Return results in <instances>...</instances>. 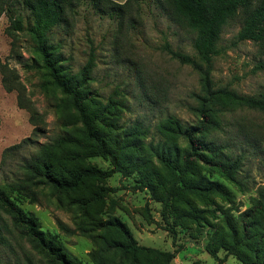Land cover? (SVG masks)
<instances>
[{
	"label": "rangeland",
	"instance_id": "374dc122",
	"mask_svg": "<svg viewBox=\"0 0 264 264\" xmlns=\"http://www.w3.org/2000/svg\"><path fill=\"white\" fill-rule=\"evenodd\" d=\"M17 8L25 18L26 30L8 36L9 18L7 14L1 16L0 62L12 70L11 78L15 79L18 74L23 98L33 105L43 122L37 124L40 131L34 133L30 113L18 106L17 91H6L0 71V184L23 178L24 165L42 145L79 128L72 117L75 111L42 66L37 43L28 30L32 25L29 11ZM133 20L134 27L120 26L83 5L76 16H68L65 23L52 27L47 36L50 44L57 48V54L62 56L63 70L71 75L86 66L94 51L95 67L86 83L89 97L104 106L111 99L121 102L122 108L111 112V118L118 120L120 130L142 126L143 152L165 173L156 153L166 139L173 140V135L162 127L170 117L177 118L189 130L199 126V118L191 107L198 105L195 94L202 93V86L200 74L171 59L163 47L168 42L174 50L196 59L192 47L194 35L174 24L160 6L152 3L144 5ZM241 26V21L236 20L224 27L220 41L222 54L213 62L211 78L216 89L227 87L240 95L257 97L264 94V70L257 68L264 56L251 41L234 44ZM28 64L32 68H27ZM139 77L144 81L143 86ZM66 120L68 125H64ZM220 125L223 129L214 132L209 139L224 148L223 155L227 159L244 156L239 183L220 179L231 190L224 195L190 194L191 202L199 216L201 211L203 219L176 227L175 242L163 218V203L148 189L139 187V169L130 168L126 175L116 171L109 159L100 156L88 157L80 164L109 171L105 179L94 180L69 193L58 192L45 183L37 184L33 187L37 192L36 200L22 198L20 204L34 212L43 229L55 233L68 252L84 264H95L90 253L99 254L101 264H131V256L111 246L113 241H123L121 235L105 223L113 217L126 224L139 247L175 253L172 264H243L238 256L225 250L211 255L208 244L225 219L241 221L253 208L259 188L264 187V114L230 106L221 113ZM26 139L29 141H24ZM176 142L181 148L186 146L184 138ZM98 187L105 188L102 200L92 198ZM15 238L18 255L22 254V248L31 250L29 245ZM0 254L4 260L8 257V264L15 263V255L9 248L0 246ZM143 257V253H138V259ZM148 259L151 264L159 262L154 253Z\"/></svg>",
	"mask_w": 264,
	"mask_h": 264
},
{
	"label": "trees",
	"instance_id": "16d2710c",
	"mask_svg": "<svg viewBox=\"0 0 264 264\" xmlns=\"http://www.w3.org/2000/svg\"><path fill=\"white\" fill-rule=\"evenodd\" d=\"M151 3L160 6L174 24L194 35L192 47L196 59L174 50L168 42L163 49L171 59L198 72L202 86V93L195 94L198 105L191 107L199 118V126L189 130L177 118L170 117L162 127L173 135V140L166 139L156 153L165 173H161L143 152L142 126L133 125L120 130L118 120L111 118V112L121 109L123 104L111 99L104 106L89 97L86 83L95 67L94 51H91L86 66L78 74L71 75L63 70L62 56L57 54V48L50 44L47 36L52 27L65 23L68 16H76L78 8L83 5L90 6L96 14L116 21L120 26L134 27L133 16L139 15L143 6ZM17 6L29 11L32 25L28 30L37 43L36 51L42 66L75 111L72 117L79 123V128L42 145L24 165L23 178L10 184H0V246L14 253V264H84L68 252L55 233L44 230L36 214L25 210L20 200L35 201L37 192L33 187L37 184L45 183L58 192L69 193L94 180L105 179L109 171L80 164L93 156L109 159L116 171L126 175L130 168L139 169V187L148 189L163 203V218L175 242L176 227L203 219L201 211L199 216L191 202L190 194L200 197L224 195L231 190L220 179L239 183L244 156L225 158L224 148L209 138L223 129L221 113L227 107L264 114V94L254 97L240 95L227 87L216 89L211 68L215 58L222 54L220 41L224 27L236 20H240L242 26L234 44L251 41L264 56V0H126L124 3L114 0H0V18L7 14L10 25L6 34L10 37L26 30L25 18ZM27 68L32 66L28 64ZM257 68L264 70V61ZM0 71L4 88L7 92H18V106L30 113L34 133L40 131L37 124L43 119L23 98L18 74H15V79L14 76L11 78L12 70L1 62ZM138 80L143 86V79L139 77ZM64 125H68L67 120ZM180 138L186 141L184 148L176 142ZM212 173L220 178L216 179ZM104 195L105 188L98 187L92 198L102 200ZM105 223L123 238L122 242H111V246L131 256V264H151L148 257L152 253L159 257L157 264H172L175 253L139 247L129 228L119 218L113 217ZM15 236L31 250L22 248V254L18 255ZM208 250L211 255L225 250L238 256L243 264H264V187L259 188L253 208L244 214L241 221L225 219L224 224L215 229ZM140 252L144 257L138 259ZM90 257L95 264H101L99 254L90 253ZM8 261V257L4 260L0 254V264H8Z\"/></svg>",
	"mask_w": 264,
	"mask_h": 264
},
{
	"label": "crops",
	"instance_id": "0c3cea01",
	"mask_svg": "<svg viewBox=\"0 0 264 264\" xmlns=\"http://www.w3.org/2000/svg\"><path fill=\"white\" fill-rule=\"evenodd\" d=\"M114 1H116V0H114ZM125 1V0H124ZM124 1H122V3L124 2ZM117 2V1H116Z\"/></svg>",
	"mask_w": 264,
	"mask_h": 264
}]
</instances>
